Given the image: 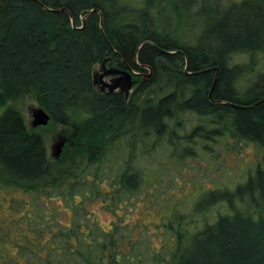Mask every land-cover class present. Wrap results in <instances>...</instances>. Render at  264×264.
Instances as JSON below:
<instances>
[{"label":"trees","instance_id":"trees-1","mask_svg":"<svg viewBox=\"0 0 264 264\" xmlns=\"http://www.w3.org/2000/svg\"><path fill=\"white\" fill-rule=\"evenodd\" d=\"M262 54L264 0H0V264H264ZM107 58L152 76L100 94ZM26 95L69 128L58 161ZM218 148L252 163L187 193Z\"/></svg>","mask_w":264,"mask_h":264},{"label":"rangeland","instance_id":"rangeland-1","mask_svg":"<svg viewBox=\"0 0 264 264\" xmlns=\"http://www.w3.org/2000/svg\"><path fill=\"white\" fill-rule=\"evenodd\" d=\"M222 3H226L227 0H220ZM84 21V18H82ZM160 22L163 26L167 28V30H171L174 27H176L173 24L172 16L169 12V7L167 3H164L160 7ZM72 24V22H71ZM100 64H96L93 67V74L97 75L99 73ZM147 70V72H139L137 71L141 76L140 80H148L152 76V71H149L148 68H144ZM259 69L262 73H264V54L260 55L259 57ZM136 71V70H135ZM150 74L149 77H147ZM138 81V80H137ZM138 87V83L134 85L130 91L129 95ZM156 87H153V90ZM142 95L140 97V100L143 99ZM139 100V101H140ZM6 106H10L13 109H15L19 114L22 116L25 124L27 127L32 130L31 122H32V111L36 109H42L44 110L37 102V100L33 99L30 95L22 96L15 100L14 102H8ZM45 111V110H44ZM36 132L41 135V138L43 140V144L47 153L48 159L51 161H58L60 159V156L62 155V152H67L66 149H64L65 146L62 147L61 152L58 156V158H55L53 153L55 151L56 143L59 141V139L67 138L70 131L69 128L53 124L49 121V123L44 127H38L35 128ZM219 149V148H218ZM217 149V150H218ZM221 153V157L219 155V159L223 158L226 161H203V159L207 158L208 155H204L202 153V160L198 163V168L196 170H187L184 172V176H182V180L186 181L187 185V193L189 194H195L197 191V188L195 186H201V190L203 191H209L210 188L218 185L220 182L226 181L230 182L232 179L237 175L238 169L243 167L245 163L247 165H250L252 161H236L233 157L234 155L229 152H226L225 149H219ZM217 152V151H216ZM244 158L251 159V150L247 149L244 153ZM200 161V160H199ZM184 184V183H183ZM201 196V195H200ZM187 208L190 207V205L187 204ZM93 209L97 212V215L100 219V221L103 224H106L110 220V216L105 215L98 211V208L96 206L93 207ZM215 210V209H214Z\"/></svg>","mask_w":264,"mask_h":264},{"label":"water","instance_id":"water-1","mask_svg":"<svg viewBox=\"0 0 264 264\" xmlns=\"http://www.w3.org/2000/svg\"><path fill=\"white\" fill-rule=\"evenodd\" d=\"M55 12H58V11H55ZM82 24H84L83 20H82ZM105 61L106 60H104L102 65H104ZM108 75L117 76L116 78H114V80H112V83L106 85L109 94L114 92L117 88H120L123 93L128 94V92L132 88L131 74L126 73V72H122V71L117 70V69H110L109 71H107L103 74H100L99 80H102L103 77L108 76ZM149 76H150V74L147 77H149ZM214 84H215V80H214L211 92L213 90ZM210 95H211V93H210ZM218 103L224 104L223 102H218ZM32 119L33 120L31 122V127L33 129H35L38 127L46 126L50 121V116L44 110L36 109V110L32 111ZM66 141H67V138H63V139H59V141L56 143L55 151L53 153L55 158H58V156L61 152V149L65 145Z\"/></svg>","mask_w":264,"mask_h":264},{"label":"flooded vegetation","instance_id":"flooded-vegetation-1","mask_svg":"<svg viewBox=\"0 0 264 264\" xmlns=\"http://www.w3.org/2000/svg\"><path fill=\"white\" fill-rule=\"evenodd\" d=\"M105 60L106 61H105L104 65H102V63L104 61H102L100 63L99 73L97 75L92 74V81H93L94 88L100 94L112 95V94L122 93L125 98L129 97L130 96L129 95V92H128V94H125V93H123L121 91L120 88H117L111 94L108 93V89H107V86L106 85L112 83V80H114V78H116L117 76H115V75H112V76L108 75V76L103 77L102 80H99V75L100 74H103V73H105L107 71H109L110 69H117V70H120L122 72L129 73V74H131L132 87L134 85H136L137 83H139L140 76L141 75L137 71L133 70L130 67H122V66H120L115 59L107 58Z\"/></svg>","mask_w":264,"mask_h":264}]
</instances>
